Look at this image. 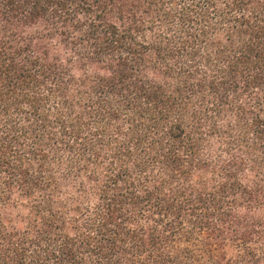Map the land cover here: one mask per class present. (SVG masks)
<instances>
[{"label": "trees", "instance_id": "obj_1", "mask_svg": "<svg viewBox=\"0 0 264 264\" xmlns=\"http://www.w3.org/2000/svg\"><path fill=\"white\" fill-rule=\"evenodd\" d=\"M0 264H264V0H0Z\"/></svg>", "mask_w": 264, "mask_h": 264}]
</instances>
